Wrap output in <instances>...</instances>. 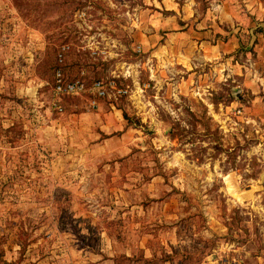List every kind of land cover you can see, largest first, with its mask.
Masks as SVG:
<instances>
[{
    "label": "rangeland",
    "instance_id": "1",
    "mask_svg": "<svg viewBox=\"0 0 264 264\" xmlns=\"http://www.w3.org/2000/svg\"><path fill=\"white\" fill-rule=\"evenodd\" d=\"M0 264H264V0H0Z\"/></svg>",
    "mask_w": 264,
    "mask_h": 264
},
{
    "label": "built area",
    "instance_id": "2",
    "mask_svg": "<svg viewBox=\"0 0 264 264\" xmlns=\"http://www.w3.org/2000/svg\"><path fill=\"white\" fill-rule=\"evenodd\" d=\"M66 49L67 47H63L62 50L65 51ZM60 57H62V55H60ZM57 76L56 92L58 94L79 95L88 91L87 86L81 81L64 82L60 73H58ZM90 91L94 92L99 97H104L107 94L106 85L103 81L94 82ZM94 106H96V102H94Z\"/></svg>",
    "mask_w": 264,
    "mask_h": 264
},
{
    "label": "crops",
    "instance_id": "3",
    "mask_svg": "<svg viewBox=\"0 0 264 264\" xmlns=\"http://www.w3.org/2000/svg\"><path fill=\"white\" fill-rule=\"evenodd\" d=\"M257 8V7H256ZM255 11V10H254ZM256 12V11H255ZM254 13V12H253Z\"/></svg>",
    "mask_w": 264,
    "mask_h": 264
}]
</instances>
